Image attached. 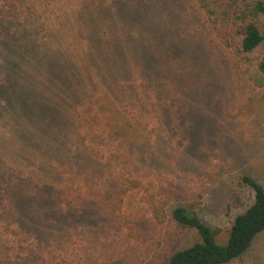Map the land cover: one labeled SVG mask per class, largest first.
Instances as JSON below:
<instances>
[{
	"label": "trees",
	"instance_id": "obj_1",
	"mask_svg": "<svg viewBox=\"0 0 264 264\" xmlns=\"http://www.w3.org/2000/svg\"><path fill=\"white\" fill-rule=\"evenodd\" d=\"M35 20H54L48 39L40 37L39 26L24 28ZM211 33L220 46H208ZM225 46L232 56L219 49ZM259 50L256 66L264 75V0H0V98L7 102L0 116L14 121V133L0 136V204L6 202L5 215L19 224L21 239L38 243L19 264L67 263L63 255L81 238L93 248L90 254L87 248V258L102 246L116 256L113 264L132 259L129 252H138L134 241L118 251L114 243H102L114 228L111 222L123 217L131 242L144 239L149 228L144 217L118 214L132 189L127 182L136 185L138 178L117 174L114 167L137 173L148 160L159 170L173 158L174 121L190 112L166 106L167 94L174 96L164 79L173 78L176 92L187 87L198 100L207 93L229 103L246 84L238 64ZM154 118L157 129H150ZM191 128L198 143L218 127L205 119ZM156 131L162 147L152 150ZM112 142L117 152L137 149V156L103 154L99 145ZM194 150L181 153V169L197 171L202 164ZM241 183L252 198L241 204L224 243L218 240L222 230L191 207L152 208L156 221L166 218L177 234L193 230L199 238L174 250L167 264H232L249 255L264 233V186L247 174ZM235 201L242 199L237 195ZM91 242L98 246L89 247Z\"/></svg>",
	"mask_w": 264,
	"mask_h": 264
},
{
	"label": "rangeland",
	"instance_id": "obj_2",
	"mask_svg": "<svg viewBox=\"0 0 264 264\" xmlns=\"http://www.w3.org/2000/svg\"><path fill=\"white\" fill-rule=\"evenodd\" d=\"M189 8L190 6L187 5L186 12ZM38 26L41 30L40 37L45 36L43 39H48L51 34L49 29L54 26V20L50 21L48 25L46 23L41 25V21L37 20L34 25L26 22L24 28L31 32ZM17 36H22V33L19 31ZM188 38L190 39L189 36ZM177 40L182 41L181 38H177ZM217 45L220 46L221 43L211 33L208 46L216 48ZM219 49L224 51L228 57L232 56L229 47L225 46L223 49L219 47ZM261 52L262 50H259L251 56L248 62L238 64L241 72H244L246 84L237 97L230 100L229 103L224 97L211 100L207 93L205 98V94L202 95L204 99L198 100L196 95H188L190 89L187 87H182V93L176 92V82L173 81V78L170 76L168 79H164V84L172 90L174 96L170 100L171 96L167 94L165 99L169 101H166L168 102L166 106L169 105L171 110L181 106L190 114L186 113L185 117H176L174 124L177 126H174L177 129L174 130L169 148V153L173 158L166 161V164L162 163L163 167L159 170L155 164L148 160L140 165L137 173L122 172L123 165L114 167L117 174L121 173L126 176L131 174L133 178H138L136 185L127 182V187L130 185L132 189L128 191L123 201L121 209L123 213L118 214L123 216L139 215L138 218L144 217V221H147L149 225L145 223L149 228L144 239L138 237L139 239H134L131 242L126 225H121L125 218L120 217L122 220L111 222L114 228L108 234L107 240L102 239L103 244L105 242L107 244L114 243L117 246L113 247L117 251L121 244L125 248L129 244L131 248V245L134 244L133 241L138 247V252L134 250L129 252V258L132 259H127L126 264H167L169 256L174 250L184 248L199 239L193 230L185 234H177L173 224L166 218L163 222L156 221L151 211L152 208L160 206L164 210H169L170 206L174 207L176 204L191 207L197 210L201 218L206 220L210 226L222 230L218 240L224 243L234 216L241 210V204L250 203L252 198L249 189L241 183L243 175H251L264 186V84L259 85L260 80L264 83V75L259 73L256 66L261 58ZM219 56L220 53H215V60L219 59ZM196 72L199 70L197 69ZM193 86L200 87L197 82H194ZM201 88H204V79ZM12 94L14 93L10 92L9 96ZM150 94L153 97V104H157L158 100L154 94L152 92ZM5 104H7L5 98L1 97L0 106ZM192 108H195L197 113L192 115ZM158 116L161 121L164 120V111H160ZM205 119H210L218 128H214L215 132L209 137L202 128L200 131L208 138L195 143L196 140L194 141L192 138L195 128H191V126ZM181 121L186 124H182ZM155 122H157V118L152 119L150 129H157L154 128ZM13 123L14 121L7 115L0 118L1 137L6 139L14 133ZM163 132V136H168V131L164 130ZM157 136L158 131L152 137V150L156 148L159 150L162 147L161 145L157 147ZM107 137L104 135V138ZM105 140L104 144H107L108 139ZM109 143L111 144V141ZM194 143L197 146H194ZM117 146L118 143L112 142V145L108 147L99 145V148L106 155L112 152L121 155L128 154L129 157L137 156V149L130 152L124 148L125 151L122 149L121 152H117L115 149ZM192 147L195 148L193 156L200 157L203 166L201 164L196 168L197 171H192L189 168L186 171L181 169L178 161L182 152L190 155ZM115 161L113 159V162ZM124 161L126 158L120 160V162ZM6 182L13 184L8 179ZM6 182L1 181L4 188H8ZM237 195L242 199L238 203L235 201ZM216 203L218 204L215 205ZM236 204H239V207ZM6 208V202L0 204V264H19L30 254L31 249L38 246V243L31 237L21 239L24 232L20 230L17 222L6 217ZM138 234L140 233L138 232ZM78 240V243L74 244V248L63 255L68 262L61 264H113L116 256H110L111 249L105 250L102 246H98V243L91 242L89 247L97 245L99 250L93 257L91 254L87 258V242L84 241V238ZM92 249L88 248L89 254L92 253ZM47 250L46 248L43 254H47ZM120 258H125V256L122 255ZM232 264H264V233L255 242L249 255Z\"/></svg>",
	"mask_w": 264,
	"mask_h": 264
}]
</instances>
